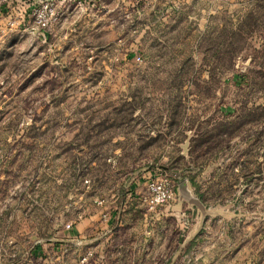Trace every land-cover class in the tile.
I'll use <instances>...</instances> for the list:
<instances>
[{"label": "rangeland", "instance_id": "1", "mask_svg": "<svg viewBox=\"0 0 264 264\" xmlns=\"http://www.w3.org/2000/svg\"><path fill=\"white\" fill-rule=\"evenodd\" d=\"M54 10L0 48V264H96L112 213L158 264H264V0Z\"/></svg>", "mask_w": 264, "mask_h": 264}, {"label": "built area", "instance_id": "2", "mask_svg": "<svg viewBox=\"0 0 264 264\" xmlns=\"http://www.w3.org/2000/svg\"><path fill=\"white\" fill-rule=\"evenodd\" d=\"M58 0H0V48L11 31H20L45 38L49 26L56 22L54 6ZM173 196L171 184L165 177L153 176L146 181V193L141 197L148 210L168 203ZM69 227V225H67ZM89 250L81 257L85 262Z\"/></svg>", "mask_w": 264, "mask_h": 264}, {"label": "crops", "instance_id": "3", "mask_svg": "<svg viewBox=\"0 0 264 264\" xmlns=\"http://www.w3.org/2000/svg\"><path fill=\"white\" fill-rule=\"evenodd\" d=\"M135 184L138 183H134L133 186ZM142 188L145 189V185ZM114 218V213L110 214L105 223V235L100 237V242L97 243L99 252L94 263L158 264L154 252L155 242L150 236L151 230L137 228L134 224L127 225L121 222L113 226ZM132 233L133 236L134 234H139L140 239H127L128 236H132ZM162 258L163 259L159 262L160 264H171L170 256H162Z\"/></svg>", "mask_w": 264, "mask_h": 264}]
</instances>
